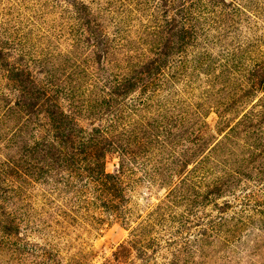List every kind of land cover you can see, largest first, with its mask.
Masks as SVG:
<instances>
[{"label":"rangeland","instance_id":"374dc122","mask_svg":"<svg viewBox=\"0 0 264 264\" xmlns=\"http://www.w3.org/2000/svg\"><path fill=\"white\" fill-rule=\"evenodd\" d=\"M0 264H264V0H0Z\"/></svg>","mask_w":264,"mask_h":264}]
</instances>
